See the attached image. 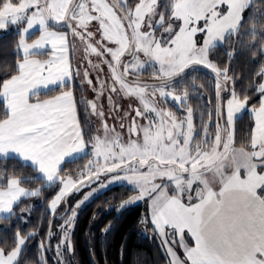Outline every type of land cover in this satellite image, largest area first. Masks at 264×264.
Here are the masks:
<instances>
[{
	"label": "snow or ice",
	"instance_id": "obj_1",
	"mask_svg": "<svg viewBox=\"0 0 264 264\" xmlns=\"http://www.w3.org/2000/svg\"><path fill=\"white\" fill-rule=\"evenodd\" d=\"M10 26L15 60L0 65V213L16 217L22 198L56 191L37 255L24 253L41 229L17 228L0 240V264H72L78 211L116 184L128 193L113 210L145 205L139 223L165 264H264V0H172L167 13L161 0H0V30ZM218 47L225 62L213 57ZM241 57L253 66L247 77L232 67ZM146 65L150 80L139 78ZM201 69L210 80L177 87ZM49 85L58 94L40 99L36 90ZM76 86L91 98L78 100ZM193 95L206 103L194 108ZM117 98L129 100L127 110ZM80 105L99 122L94 133ZM238 113L251 119L239 141ZM86 152L87 163L65 171L66 158ZM10 157L30 171L10 168Z\"/></svg>",
	"mask_w": 264,
	"mask_h": 264
},
{
	"label": "trees",
	"instance_id": "obj_2",
	"mask_svg": "<svg viewBox=\"0 0 264 264\" xmlns=\"http://www.w3.org/2000/svg\"><path fill=\"white\" fill-rule=\"evenodd\" d=\"M166 8L161 6V11L167 13L168 9ZM38 33L39 30H36L29 34L27 38L29 40L34 39ZM15 39L16 30L14 26H10L8 30L0 34V65L14 62L13 42ZM213 57L219 59L221 62H225L227 58L224 53V48L218 47L215 49ZM232 67L237 76L240 77H247L253 69V66L247 61L246 57H241L234 61ZM192 76H197L205 81L211 79L208 70L201 69L199 72L190 73L185 78V82L177 85V87H183V83L190 81ZM247 83L248 81L245 78L242 84L238 86L243 87ZM75 85H78V83L75 82ZM74 90L78 100L84 98L82 97L83 91L78 86ZM58 91V86H55L38 92L39 98L50 97L51 95L57 94ZM204 97H211V93L205 92ZM190 103L194 108H197L198 105L205 104L206 99H201L193 95L190 97ZM167 106H170L172 111H176L171 102ZM80 115L82 123H85L87 120V123H85L86 130L89 133L91 131L94 133L95 126L87 114L84 113L83 105H80ZM250 123L251 119L247 113H241L237 116L236 127L238 141L247 134ZM238 146L243 147V145ZM88 158L87 153H84L74 159L65 161L62 167L65 168V171H76L83 166ZM7 164L10 168H22V171L25 173L30 171L27 165H19L15 157H10ZM29 183L32 188L42 187L34 179ZM55 191V186H45L42 188L40 196L22 198L20 204L14 206L17 212L16 217L9 218L8 216H0V240H11L17 228L22 232H28L36 230L39 227L41 229L40 235H37L28 242L24 253L26 256L35 257L39 251L38 244L43 238V233L48 229V221L52 219L48 214L47 206ZM127 193V187L121 185L114 186L98 193L80 208L71 237L74 246V254L71 257L72 264H165L162 250L159 247V241L153 239L150 230H146L139 223L145 213V205L136 204L128 206L119 212L113 210L119 208L120 201L127 198ZM25 206H31L30 213L19 212V208ZM21 215L24 217L23 220L19 219ZM94 216L96 217L95 219ZM60 222L59 219L56 220V224ZM110 223L112 225L111 231L107 234H102V229ZM58 235L54 236L53 244L58 240ZM48 255L52 256L53 253H48Z\"/></svg>",
	"mask_w": 264,
	"mask_h": 264
},
{
	"label": "rangeland",
	"instance_id": "obj_3",
	"mask_svg": "<svg viewBox=\"0 0 264 264\" xmlns=\"http://www.w3.org/2000/svg\"><path fill=\"white\" fill-rule=\"evenodd\" d=\"M171 3H172V0H161V6H163L164 8L165 7H167L166 9H168L169 10V8H170V5H171ZM175 3L177 4V6H179L180 4H182L183 3V0H175ZM167 10V11H168ZM50 23V25H54L55 24V22L54 21H50L49 22ZM36 30H39V25H36V26H34V28L33 29H31L30 30V32H29V34H31V33H33L34 31H36ZM4 31H6V30H0V34H2ZM28 34V35H29ZM39 34V33H38ZM37 34V35H38ZM80 59V53L79 52H74V54H73V65H75V63L77 62V60H79ZM143 71V75H142V77H139L140 79H144V80H150L151 79V73H152V71H153V69L151 68V67H149V66H145V68L142 70ZM147 72V73H146ZM77 83H79L78 81H76ZM82 97H86V98H91V93H90V91L88 90V89H85V90H83V92H82ZM117 102L119 103V104H121V105H123V107H124V109L125 110H127V108H128V104H129V100L127 99V98H117ZM171 102V101H170ZM170 102L169 103H167L165 106L167 107V108H169V109H171L170 108V106H167V105H169L170 104ZM105 103V112L107 113L108 111H109V108H110V105H108L107 104V101H105L104 102ZM172 103V102H171ZM241 113H238L237 114V116H239ZM113 115H114V113H113ZM89 119H90V121L94 124V126H95V128H96V126H97V124L99 123L97 120H96V118L95 117H89ZM108 123H109V125H112L113 123H115L116 124V127L117 128H119V121L117 120V121H113V119L111 118V116H109V118H108ZM87 153V152H86ZM85 163H87V161L85 162ZM84 163V164H85ZM80 169V168H79ZM78 169V170H79ZM78 170H76V171H78ZM119 184H116V185H112L111 187H114V186H118ZM111 187H109V188H111ZM105 190H107V189H103V190H100L99 192H97V193H95L92 197H94L95 195H97L98 193H101V192H103V191H105ZM88 191V189H85L84 190V192H87ZM91 197V198H92ZM80 198H82V195L81 194H75L73 197H70V200H71V202L74 204L78 199H80ZM90 198V199H91ZM89 199V200H90ZM125 199H127V198H125ZM124 199V200H125ZM124 200H122V201H120V203H119V205L124 201ZM88 202V201H87ZM86 202V203H87ZM85 203V204H86ZM84 204V205H85ZM139 204H143V203H139ZM84 205H82V206H84ZM81 206V207H82ZM130 206H132V205H130ZM59 236V235H58ZM59 238H60V236H59ZM58 238V239H59ZM57 242V240L55 241V243ZM54 243V244H55Z\"/></svg>",
	"mask_w": 264,
	"mask_h": 264
},
{
	"label": "crops",
	"instance_id": "obj_4",
	"mask_svg": "<svg viewBox=\"0 0 264 264\" xmlns=\"http://www.w3.org/2000/svg\"><path fill=\"white\" fill-rule=\"evenodd\" d=\"M38 35H39V34H38ZM38 35H37V36H38ZM37 36H36V37H37ZM36 37H35V38H36ZM47 51H50V46L46 47V49L40 50V53H46ZM55 86H57V85H49L47 89L52 88V87H55ZM47 89L44 88L43 86H40V87H38V89H37L36 91H37V92H41V91H44V90H47ZM57 94H58V93H57ZM47 98H50V97H46V98H43V99H47ZM82 154H84V153H82ZM82 154H74L72 157H70V158H66L65 161H68V160L74 159V158H76V157H78V156H80V155H82ZM209 179H210V180H213L212 177H210ZM213 182H214V181H213ZM0 216H7V214L0 213Z\"/></svg>",
	"mask_w": 264,
	"mask_h": 264
}]
</instances>
